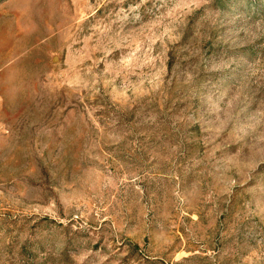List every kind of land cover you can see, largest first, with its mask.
<instances>
[{"label":"rangeland","instance_id":"obj_1","mask_svg":"<svg viewBox=\"0 0 264 264\" xmlns=\"http://www.w3.org/2000/svg\"><path fill=\"white\" fill-rule=\"evenodd\" d=\"M0 264H264V0H0Z\"/></svg>","mask_w":264,"mask_h":264}]
</instances>
